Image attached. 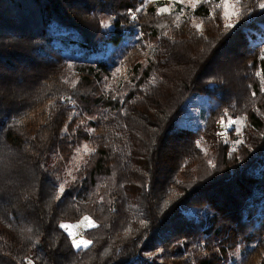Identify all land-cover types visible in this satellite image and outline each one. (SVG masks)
Wrapping results in <instances>:
<instances>
[{"label":"trees","instance_id":"1","mask_svg":"<svg viewBox=\"0 0 264 264\" xmlns=\"http://www.w3.org/2000/svg\"><path fill=\"white\" fill-rule=\"evenodd\" d=\"M218 2L0 0V264H224L241 240L240 264H264V0L231 27ZM196 92L205 124L179 126ZM241 114L235 144L217 123ZM85 215L76 248L60 225Z\"/></svg>","mask_w":264,"mask_h":264},{"label":"rangeland","instance_id":"2","mask_svg":"<svg viewBox=\"0 0 264 264\" xmlns=\"http://www.w3.org/2000/svg\"><path fill=\"white\" fill-rule=\"evenodd\" d=\"M145 1H151V0H145ZM162 2L159 9L161 7L168 8L170 10L178 8V5L182 6L183 11L187 12L188 9L191 6L190 0H157ZM202 0H200L201 2ZM199 2V3H200ZM238 3L239 0H227L228 8L227 10L229 12H236L238 14ZM198 4V3H197ZM219 7H221L222 10V16L224 17V22L227 24H233L237 20V14L236 15H231L229 17H225V0H220L218 2ZM196 24H200L201 27L197 29L195 27ZM192 25L195 27V30L198 31L199 33H202L204 31L205 24L200 21V20H193ZM264 40V35L257 34L255 41L261 42ZM253 41V40H252ZM254 42V41H253ZM114 51L113 47H110L107 51H104V55H107V53H110ZM66 54L69 58V60H74L76 56L79 55V52H76L75 54H72L69 50H66ZM263 56H264V48H263ZM117 69H120L119 72H117ZM125 69L116 67L113 68L111 71V76L109 82L111 84H117L118 80L120 79L121 75L125 73ZM211 101L209 100V97L206 94H202L199 92L193 93L189 96L188 100L186 101V104L184 106V112L183 114L179 117L177 120V123L179 126L182 127H187V128H198L201 127L205 124L206 117L209 113V110H211ZM229 120H235L236 124L230 125L228 123ZM82 122V121H80ZM218 129L220 131V135L226 136V134L233 130L234 133L239 136V139L235 141V144H238L241 140L242 133L244 130L248 129L250 127L248 121H247V116L245 115H238L237 117H231L227 116L225 118H222L218 120L217 123ZM239 129V131H237ZM251 132V131H250ZM244 134V133H243ZM246 134V133H245ZM202 146V145H201ZM87 147V150L85 148ZM92 147L88 142H81L78 146L75 147L74 152L66 164L64 168V180L60 184V187L63 186L64 188L69 184L70 181H72L75 178L76 172L81 166V164L84 163L85 157L90 153ZM185 212L188 214H193V215H199V214H204L205 211H203V208L200 207H184ZM90 218V220L96 225V222L88 215H85ZM83 216L81 220L77 222H64L63 224H69L72 225L71 233L66 230L71 239H85L89 240L85 235L84 232L85 230L91 228L87 226V222L85 221L84 223H81V221L84 220ZM85 247V246H81ZM248 247V243H246L244 240L238 241L237 244H234L231 247V250H228L227 257L225 258V263L224 264H240L241 259L243 258L244 251ZM158 263L161 262V257L157 258Z\"/></svg>","mask_w":264,"mask_h":264},{"label":"snow or ice","instance_id":"3","mask_svg":"<svg viewBox=\"0 0 264 264\" xmlns=\"http://www.w3.org/2000/svg\"><path fill=\"white\" fill-rule=\"evenodd\" d=\"M199 2H200V0H190L191 6H192L193 8H195L196 5H197V3H199ZM228 7H229V6H228V4H227V0H225V9H226V10H225L224 15H225L226 18L229 17V16H231V15H236V14H237L236 12H229V11L227 10ZM259 7H260L261 9H264V3L260 4ZM168 11H170V9L165 8V7H161V8L159 9V12H160V13H165V12H168ZM132 15H133V18H135V12H133ZM226 26H227V27H231V24L229 23V24L226 25ZM195 27H196L197 29H199V28L201 27V25H200V24H196ZM119 71H120V69H117V72H119ZM257 75H260V73H257ZM253 95H255V93H253ZM228 123H229L230 125H234V124H236V121H235V120H229ZM237 131H239V129H237ZM85 150H87V147L85 148ZM209 164L211 165L212 162L209 161ZM59 192H60L61 194L64 193V192H65V188H64L63 186H61V187L59 188ZM56 199H60V197L57 196ZM85 221L87 222V226H88V227H94V226H95L94 223H93V222L90 220V218L87 217V216L84 217V220L81 221V223H84ZM60 227L63 228V229L68 230V231L71 233V229H72L73 226H72V225H69V224H61ZM71 243H72V245H73L74 247H76V248H80L82 245L85 246V247H87L88 245H91V244H92V241H91V240H85V239H82V238H81V239H73Z\"/></svg>","mask_w":264,"mask_h":264}]
</instances>
